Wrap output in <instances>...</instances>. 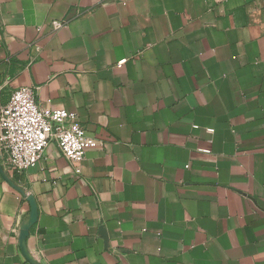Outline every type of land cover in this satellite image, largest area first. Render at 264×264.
Segmentation results:
<instances>
[{
  "label": "crops",
  "instance_id": "1",
  "mask_svg": "<svg viewBox=\"0 0 264 264\" xmlns=\"http://www.w3.org/2000/svg\"><path fill=\"white\" fill-rule=\"evenodd\" d=\"M25 86L94 140L79 173L0 150L37 262L264 264V0H0V109ZM5 176L0 264H31Z\"/></svg>",
  "mask_w": 264,
  "mask_h": 264
},
{
  "label": "built area",
  "instance_id": "2",
  "mask_svg": "<svg viewBox=\"0 0 264 264\" xmlns=\"http://www.w3.org/2000/svg\"><path fill=\"white\" fill-rule=\"evenodd\" d=\"M50 142L57 145L77 173L86 149L94 144L75 112L41 108L32 87L14 90L0 109V150L9 165L17 172L36 166Z\"/></svg>",
  "mask_w": 264,
  "mask_h": 264
},
{
  "label": "water",
  "instance_id": "3",
  "mask_svg": "<svg viewBox=\"0 0 264 264\" xmlns=\"http://www.w3.org/2000/svg\"><path fill=\"white\" fill-rule=\"evenodd\" d=\"M0 172L5 176V173H4L1 165H0ZM5 178L8 180V182L10 184H12L19 192H21L24 195V197L27 199V201L30 204V212L20 227L18 242H19L20 248L22 250V253L26 257V259L31 264H40L35 259H33L26 251V239H27V236L29 234L30 228L32 227V225L34 224V222L36 221V218H37L36 202H35L33 196L26 194L23 189L14 185L6 176H5Z\"/></svg>",
  "mask_w": 264,
  "mask_h": 264
}]
</instances>
